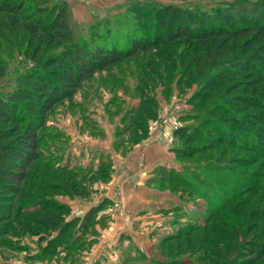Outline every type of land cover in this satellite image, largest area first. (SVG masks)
<instances>
[{
    "label": "trees",
    "instance_id": "obj_1",
    "mask_svg": "<svg viewBox=\"0 0 264 264\" xmlns=\"http://www.w3.org/2000/svg\"><path fill=\"white\" fill-rule=\"evenodd\" d=\"M245 1L233 2L236 11L232 6H218L211 12L197 10L198 16L192 20L159 24L151 35L144 33L149 29L145 27L144 32L122 42L108 31L78 38L66 20L65 6L55 0H0V15L9 20L6 27L25 36L35 34L30 42L33 66L13 91L0 93V246L4 235L1 222L8 221L2 213L9 211L6 213L18 217L13 224L30 227L33 214L25 210L30 204L24 205L22 200L37 198L41 207L35 211L43 221L47 213L63 209L62 204L47 200L43 192L63 186L51 180V170L60 173L69 168L62 158L52 160L45 152V128L54 107L71 99L96 73L140 58L147 67L156 61L155 66L176 70L177 75L198 85L192 96L197 120L174 131L171 148L177 160L192 161V165L182 169L159 165L152 181L184 186L209 201L202 240L203 245L211 240L216 244L205 250L216 258L213 264H264V0H248L251 6L243 4ZM156 23L152 29L156 30ZM5 73L0 57V76ZM144 77L155 81L147 73ZM137 109L140 126L136 125L130 140H120L125 133L116 128V148L125 147V141L132 144L147 137L148 121L157 115V108L144 105ZM237 151L263 158L251 178L226 164L234 158L233 163L249 165L248 157ZM201 159L204 164L196 163ZM111 162L101 153L96 166L78 164L80 183L90 177L93 182L108 181ZM236 186L238 190H234ZM78 190V196L86 198L93 191L81 185ZM107 204L110 200L104 198L78 216V253L96 242L94 236L84 238L88 232L97 234L94 226L110 219L108 215L102 220L95 218ZM200 230V226L182 227L166 241L199 235L194 232Z\"/></svg>",
    "mask_w": 264,
    "mask_h": 264
},
{
    "label": "rangeland",
    "instance_id": "obj_2",
    "mask_svg": "<svg viewBox=\"0 0 264 264\" xmlns=\"http://www.w3.org/2000/svg\"><path fill=\"white\" fill-rule=\"evenodd\" d=\"M55 1L65 6L66 20L73 34L78 38H89L95 32L105 34L108 31L112 33L115 40L119 37L122 42L131 36H137L141 31L144 32L145 27L149 29L144 33L151 35L154 31H158L159 24L166 25L171 21L175 23L192 20L198 16L197 10L211 12L218 6H232L233 11L238 8L234 5L235 0ZM243 4L251 6L248 0ZM155 22H159L154 27L156 30L152 29ZM6 23H9L8 18L0 15V57L6 65V73L0 76V93L13 91L20 84L23 73L34 64L32 61L34 49L30 42L35 39V34L30 32L29 36H25L18 33L17 29L12 32L10 27L5 26ZM152 62L153 65L148 67L145 66L146 62H142L140 58L119 62L108 70L96 73L92 78L83 82L71 99L54 107L45 128L47 132L45 152L52 160L62 158L63 163L69 165V168L60 173L51 170V180L63 186L60 185L55 191L44 190L43 192L47 200L62 204L63 209H57L56 214L47 213L43 216V221L40 212L35 211L41 207V202L37 198L22 200L24 205L30 204L25 210L29 209L33 214L30 227L26 229L13 224V222H18L17 216L7 214L6 212L9 211L2 213V218L8 216V221L1 222L4 235L0 246V264L90 263L87 261L86 252L90 251L96 242H99L101 230L108 227L109 219L94 226L97 234L88 232L84 238L94 236L96 242L90 249L78 253V241L80 240L78 239V216H83L93 206L84 205L81 201L85 199L99 204L103 200L100 199L101 181L95 179L93 182L90 177L84 180L82 183L84 185H82L78 179V164L96 166L94 158L87 162L93 151L94 154H99L100 149L105 151L116 148L113 144L116 128L125 133L121 137L124 139L120 140H130L136 125L141 124L136 122L139 106L147 105L149 108H157V115L148 121L147 142L163 139L171 148L175 143L174 132L173 142L170 143L164 136L158 138L150 134V123L159 117L176 116L181 127L197 120L196 101L192 99L198 87L196 82H188L185 76L177 75L176 70L167 71L162 65L155 66L156 61ZM146 73L155 81L150 82L149 78L144 77ZM167 75L168 79H165ZM146 82L148 85L144 86ZM163 130H165L164 123L156 128L157 132ZM166 131L170 130L166 129ZM125 142L127 145V141ZM124 148L126 149V146ZM82 153H85V158L81 156ZM236 154L247 156L246 162L249 165L244 167L239 161L233 163L234 158H229L226 162L228 166L244 171L250 178L258 172L259 163L263 158L259 159L257 155L243 151H237ZM78 158L81 163H78ZM257 159H259L258 162L254 163ZM204 162V159H201L196 163L204 164ZM189 165H192V161L178 160L176 168L182 169ZM95 176L98 178L97 175ZM78 185L91 187L93 191L90 197L78 196L80 192ZM155 185L159 187V190L164 191V193L160 192L163 196L160 193H151L144 188L142 194L139 195H142V198L150 197L146 200L151 201H146V204H135L136 212L144 210L145 213H149L142 217L147 218V221H141L142 218L137 219L138 228L145 232V235L139 238L142 247L136 243L135 238L124 234L116 245L107 247L104 250L105 255H100L98 260L101 261L104 257L110 258V261L105 264H213L216 258L208 255L205 250L211 244H216L211 240L203 245L202 240L210 206L209 201L203 195L189 192L184 186H177L175 183H164L163 185L156 183ZM238 189V186L234 187V190ZM37 191L35 189V192ZM120 199L122 198L117 194L116 199L110 200V204L97 213L95 218L102 220L104 215L110 216L111 208L119 209L121 206ZM161 209L163 213L158 215L159 217H153L156 221H152L153 212ZM137 221L133 222L134 225ZM65 224L68 225L66 229L63 228ZM190 225L200 226L201 230L194 232V234H200L166 241L167 236H173L180 228ZM62 238L64 241H59ZM83 244H86V241ZM119 245L121 248H117ZM47 247H52V249L43 252ZM95 261L97 260L91 262Z\"/></svg>",
    "mask_w": 264,
    "mask_h": 264
},
{
    "label": "crops",
    "instance_id": "obj_3",
    "mask_svg": "<svg viewBox=\"0 0 264 264\" xmlns=\"http://www.w3.org/2000/svg\"><path fill=\"white\" fill-rule=\"evenodd\" d=\"M148 138H143L136 143H127L126 149L121 147L119 150L113 148V150H99V154H91L87 162H90L92 158L97 163L100 162V154L108 155L112 161L111 175L108 181H101V196L100 199L108 198L109 200H115L117 194L122 198L121 206L119 209L111 208L112 214L110 215L108 227L105 230H101L102 234L99 242L95 243L90 251L86 252L88 255L87 261L92 263L93 260H98L100 255H105L104 250L107 247L116 245L119 239L128 234L135 238V241L140 245V237L145 235V232L138 228L137 219H141L144 215L149 214L142 211H135V204L145 203L150 197H143V189L146 188L151 193H164L156 186V182L152 181L154 176V168L162 165L167 168H176L178 166V160L176 159L174 151H172L169 144L163 139H156L147 142ZM115 140H113L114 144ZM147 142V143H146ZM81 156L85 158V153ZM78 158V163L81 160ZM161 194V193H160ZM163 196V194H161ZM96 201V200H95ZM82 204H88V206L94 205L96 202L83 200ZM94 203V204H93ZM120 204V203H119ZM114 211V212H113ZM163 213V210L154 211L151 215L152 218L159 217ZM152 219V221H156ZM147 221V218H142L141 221ZM134 221L136 224L134 225ZM152 234V232H150ZM117 246V248H119ZM140 247H142L140 245ZM121 248V247H120ZM116 252V251H115ZM87 257V256H86ZM101 258L100 264H105L110 261V258ZM89 263V264H90Z\"/></svg>",
    "mask_w": 264,
    "mask_h": 264
},
{
    "label": "built area",
    "instance_id": "obj_4",
    "mask_svg": "<svg viewBox=\"0 0 264 264\" xmlns=\"http://www.w3.org/2000/svg\"><path fill=\"white\" fill-rule=\"evenodd\" d=\"M162 123L165 124V130L157 132L156 128ZM180 127V121L176 116H172L169 118H162L159 117L156 120H153L149 125V131L150 134H152L155 137H162L164 136L165 139H167L168 142H173V132ZM166 129H169L170 131H166ZM172 130V131H171ZM157 132V133H156Z\"/></svg>",
    "mask_w": 264,
    "mask_h": 264
}]
</instances>
